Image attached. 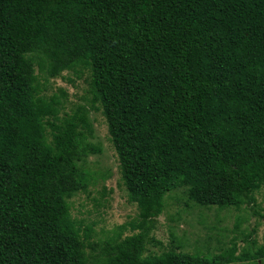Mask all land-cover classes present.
Listing matches in <instances>:
<instances>
[{"label":"trees","instance_id":"obj_1","mask_svg":"<svg viewBox=\"0 0 264 264\" xmlns=\"http://www.w3.org/2000/svg\"><path fill=\"white\" fill-rule=\"evenodd\" d=\"M36 67L87 70L86 96L61 117L65 93L45 94ZM95 111L138 208L125 238L122 225L97 241L73 214L96 181ZM263 188L264 0H0V264H258L263 247L237 255L235 242L190 253L173 237L145 252L163 246L153 232L170 194L264 217Z\"/></svg>","mask_w":264,"mask_h":264},{"label":"rangeland","instance_id":"obj_2","mask_svg":"<svg viewBox=\"0 0 264 264\" xmlns=\"http://www.w3.org/2000/svg\"><path fill=\"white\" fill-rule=\"evenodd\" d=\"M36 74L40 77L41 87L45 94L61 96V108L59 115L62 117L70 113L74 105L80 103L86 96L89 86V72L67 70L58 77H50L45 73ZM93 137L89 139L95 145L101 147L98 154L90 155L86 160V167L96 177L92 186V196L86 193L77 194L72 200L73 214L79 218H85L86 223H95V240H105L116 236L120 232V226L127 225L122 238L137 233L132 231L130 223L138 221V208L130 202L128 192L121 180L120 163L117 152L110 140L108 125L102 111L91 113ZM106 189L105 197L103 190ZM165 212L159 217L157 228L153 232L157 241L163 246L150 244L147 246L145 256L160 253L171 243L173 237L178 238L183 249L190 253L202 252L204 254L220 253L221 247L229 249L234 242L240 255L248 249L258 250L264 248V217L255 215L249 207L241 210L228 208L219 210L217 207H196L190 203L186 207V199L182 198V192L170 194ZM260 213L264 216V188L257 193ZM93 199L100 202L96 210ZM241 222L240 230H235L238 220ZM256 233L252 240L256 241L253 248L243 241L244 237L253 230ZM179 244V243H178ZM231 264H254L253 261L234 262ZM264 264V258L258 262Z\"/></svg>","mask_w":264,"mask_h":264}]
</instances>
